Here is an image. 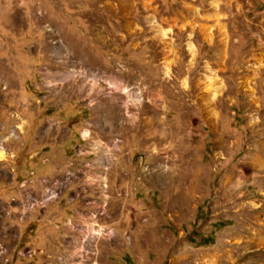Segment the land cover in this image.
<instances>
[{
    "label": "rangeland",
    "instance_id": "obj_1",
    "mask_svg": "<svg viewBox=\"0 0 264 264\" xmlns=\"http://www.w3.org/2000/svg\"><path fill=\"white\" fill-rule=\"evenodd\" d=\"M261 138L264 0H0V264H264Z\"/></svg>",
    "mask_w": 264,
    "mask_h": 264
},
{
    "label": "crops",
    "instance_id": "obj_2",
    "mask_svg": "<svg viewBox=\"0 0 264 264\" xmlns=\"http://www.w3.org/2000/svg\"><path fill=\"white\" fill-rule=\"evenodd\" d=\"M236 149H239L235 164L238 171L227 181L220 180L223 182L220 187L228 185L227 202L231 203L236 230L246 232L249 227L252 228L251 233L252 230H260L256 225L261 223L264 215V138L257 139L255 145L247 147L245 143ZM243 167L247 173H239ZM248 217L254 218L253 224L247 222Z\"/></svg>",
    "mask_w": 264,
    "mask_h": 264
},
{
    "label": "bare ground",
    "instance_id": "obj_3",
    "mask_svg": "<svg viewBox=\"0 0 264 264\" xmlns=\"http://www.w3.org/2000/svg\"><path fill=\"white\" fill-rule=\"evenodd\" d=\"M189 46H190V50L194 51L195 45H194V43L192 41L189 42ZM218 50L220 51V53H222V49L220 47L218 48ZM223 86H224V84H223L222 80L219 81L217 83L215 89H213L212 91L209 92V95H208L209 99L210 100L211 99L213 100L214 97L222 90ZM213 113L215 115H217V112L216 111H214Z\"/></svg>",
    "mask_w": 264,
    "mask_h": 264
}]
</instances>
